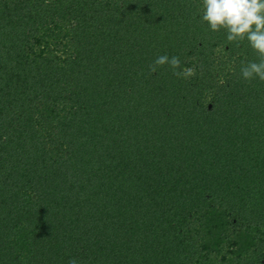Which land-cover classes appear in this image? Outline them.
I'll return each instance as SVG.
<instances>
[{"label": "trees", "instance_id": "trees-1", "mask_svg": "<svg viewBox=\"0 0 264 264\" xmlns=\"http://www.w3.org/2000/svg\"><path fill=\"white\" fill-rule=\"evenodd\" d=\"M201 5L0 0V264H264V82Z\"/></svg>", "mask_w": 264, "mask_h": 264}, {"label": "clouds", "instance_id": "clouds-1", "mask_svg": "<svg viewBox=\"0 0 264 264\" xmlns=\"http://www.w3.org/2000/svg\"><path fill=\"white\" fill-rule=\"evenodd\" d=\"M201 18L211 31L223 29L227 42L236 43L239 47L241 42L247 41L256 59L242 62L240 74L248 82L257 78L264 82V0H202ZM164 65H168L178 78L187 79L195 75L194 68L181 69V60L176 55H160L149 68L156 72L159 66ZM68 264H78V261L72 258Z\"/></svg>", "mask_w": 264, "mask_h": 264}]
</instances>
